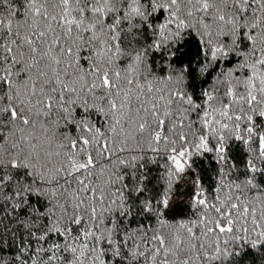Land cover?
Wrapping results in <instances>:
<instances>
[{"label": "snow or ice", "instance_id": "snow-or-ice-1", "mask_svg": "<svg viewBox=\"0 0 264 264\" xmlns=\"http://www.w3.org/2000/svg\"><path fill=\"white\" fill-rule=\"evenodd\" d=\"M0 264H264V0H0Z\"/></svg>", "mask_w": 264, "mask_h": 264}]
</instances>
